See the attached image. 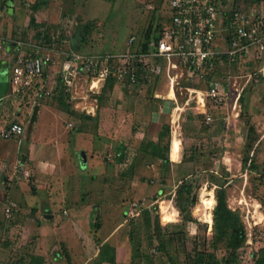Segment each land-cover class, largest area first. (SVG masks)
<instances>
[{
  "label": "rangeland",
  "instance_id": "rangeland-1",
  "mask_svg": "<svg viewBox=\"0 0 264 264\" xmlns=\"http://www.w3.org/2000/svg\"><path fill=\"white\" fill-rule=\"evenodd\" d=\"M34 1L0 0V40L5 48L17 40L46 47L50 40L45 53L60 59L71 52L123 51L131 33L140 34L150 23L153 29L162 28L167 13L164 4L148 0H44L33 9ZM256 5L264 6V0L226 2V8L247 10ZM6 7L7 11L2 10ZM255 68L242 64L233 70V76L239 82ZM54 69L48 72L53 75ZM177 72L172 89L162 70L145 82L113 83L107 91L95 94L88 91V82L80 80L78 95H89L87 104L96 98L95 113L87 119L79 117L83 113L74 103L70 108L61 102V90L48 98L37 97L38 79L16 91L11 87L0 101V127L19 123L24 132L9 141L0 138V178L4 177L7 186V196L0 200V264H30L37 258L41 264L44 259L48 264H67L65 245L59 246L52 238L38 244L39 223L44 222L47 211L53 212L52 220L58 223L76 220L82 237L98 243L108 237L109 243L122 248L119 264H130L131 248L152 257L154 264H172L169 256L184 264L185 254L178 241L168 246V254L155 249L156 241L150 246L143 206L129 205L141 202L160 211L159 203L168 199L164 214L177 213L172 201L176 186L191 173L198 174V201L201 196L208 197L209 191L215 195L216 186L208 181L211 173L229 175L227 203L239 212L247 235L236 264L254 263L255 253L264 248V77L252 75L237 105L233 104L236 92L229 89L226 104L212 108L207 121L193 101L195 93L186 90L203 86L188 80L185 72L181 75L180 69ZM189 98L192 101H187ZM36 104L44 106L43 112L38 123L31 125ZM51 113L57 118L56 126ZM48 120L49 126L56 128L52 137L35 138L34 134L47 133ZM163 125L170 126L172 136L178 135L180 152L185 145L188 150L192 147L193 161L181 162L180 155L175 159L179 162L172 160V138L167 165L138 150L141 141L159 142ZM76 127L79 131L74 132ZM247 143L252 145L248 153ZM82 150L87 156L84 169L79 165L78 152ZM20 155L23 161H19ZM37 160L42 164L37 166ZM4 190L0 182V193ZM9 200L15 201L17 208L6 217L4 207ZM197 204L193 215L200 225L185 223L183 228L187 251L197 245L218 258L225 257L228 251L223 245L213 247L211 224L206 222L209 214L202 219ZM164 214L159 213L160 217ZM179 223L180 218L161 220L166 232L181 230ZM92 253L86 256L91 264L96 259Z\"/></svg>",
  "mask_w": 264,
  "mask_h": 264
},
{
  "label": "built area",
  "instance_id": "built-area-1",
  "mask_svg": "<svg viewBox=\"0 0 264 264\" xmlns=\"http://www.w3.org/2000/svg\"><path fill=\"white\" fill-rule=\"evenodd\" d=\"M148 1L166 6L165 21H161L165 25L160 29L154 28L148 38L144 32L131 33L124 50L117 53L71 52L60 59L45 53L49 46L21 40L7 45L14 52L10 67L13 91L21 86H30L38 79L37 97L48 98L59 88L69 103H74L81 112L93 115L96 98L87 104L89 95H78L80 80L88 82V91L95 94L102 90L108 77L115 78L118 83L135 84L139 72L149 79L162 70L170 78L172 89L180 69L181 75L185 72L188 80H196L203 86L186 90L195 93L193 101L200 107L204 118L210 121V110L226 104L229 89L236 92L233 104L237 105L252 75L264 77L263 5L246 10L226 8L227 0ZM0 49H6L1 40ZM28 51L30 56L26 55ZM242 64L256 68L237 82L233 70ZM53 67L56 69L52 75L48 71ZM187 101L192 100L189 98ZM21 133L23 127L19 123L0 130L3 138ZM129 206L146 208L141 202H133ZM16 208L17 203L9 200L4 207V215L11 216Z\"/></svg>",
  "mask_w": 264,
  "mask_h": 264
},
{
  "label": "trees",
  "instance_id": "trees-1",
  "mask_svg": "<svg viewBox=\"0 0 264 264\" xmlns=\"http://www.w3.org/2000/svg\"><path fill=\"white\" fill-rule=\"evenodd\" d=\"M4 3L11 2L13 0H2ZM44 0H35L32 4V8L36 9L40 4H43ZM9 8H6L7 11ZM4 10V9H3ZM151 23L143 31L145 33V38H148L152 33ZM48 45L52 44V41L48 40ZM10 48V46H7ZM12 50V49H11ZM27 56H30V52L26 53ZM221 73L218 74V76ZM147 81V78L142 76V73L137 74V82ZM113 83H118V81L113 77H108L102 91H107L108 88L112 86ZM60 91L59 88L55 90V95ZM61 102H64L65 105L71 108V105L67 102V96L61 91L60 93ZM241 99V98H240ZM68 113H73L71 110ZM82 119H87L89 117L80 115ZM250 129V128H249ZM79 131L78 127L74 132ZM73 134V133H72ZM159 142H144L141 141L138 150L149 154L151 159H159L163 165H167L169 158V150L172 138L171 146V158L175 160L179 153V139L178 135L171 134L170 126L163 125L161 131L158 134ZM164 141H163V140ZM246 152L248 153L252 145L249 143L246 144ZM247 157L243 160L244 163L247 162ZM184 160H194V150L192 147L189 150L184 146L181 152V162ZM198 174L191 173L186 177L182 178L178 185L176 186L174 196L172 201H174V206L177 209V213H170L169 215L164 214L166 212V203L168 199L163 200L159 203V210H156V206L153 208H143L141 210L142 218L145 224V227L148 229V239L150 246L154 245L156 241L155 249L160 253H167L169 245L174 244L175 241H178L182 244V252L185 254L184 264H236L239 260V255L242 249L246 246V229L244 223L240 217V214L237 210H233L228 206L227 203V186L229 179L227 174L218 175L216 173H211L208 177V181L213 184L215 187V195L211 198L209 204V219L206 222L211 224L212 231V245L214 248H218L221 244L224 246L227 255L223 258H218L214 253L206 250L200 249L195 245L190 251H187L185 247V238L187 234L184 231V224L196 223L200 225L195 216L193 215V208L198 203V189L200 188L198 184ZM2 186L5 188L4 193H0V200H5L7 196V186L4 177L0 178ZM6 191V192H5ZM168 198V197H167ZM159 213L164 214L163 217H160ZM164 218L166 221H176L180 218V223L178 227L181 230L169 231L166 232L165 229L161 226V220ZM169 260L172 264H178L174 259L169 256ZM32 261V259H31ZM30 261V264H41V259H34L35 263ZM115 264L116 263V254L113 246L109 242H104L100 247L93 264ZM130 264H154L152 257L147 254L141 253V251L133 250L131 248ZM253 264H264V248L258 249L255 253V260Z\"/></svg>",
  "mask_w": 264,
  "mask_h": 264
},
{
  "label": "crops",
  "instance_id": "crops-1",
  "mask_svg": "<svg viewBox=\"0 0 264 264\" xmlns=\"http://www.w3.org/2000/svg\"><path fill=\"white\" fill-rule=\"evenodd\" d=\"M6 8H4V10ZM12 9L13 8H10V11H12ZM12 52L13 51L7 47L5 50L0 52V101L4 100L7 97L8 92H9V90H11V87H12V85L10 86V84H11V82H10V67H11V64L13 62V55H14V52L13 53ZM5 56H9V58H7V57L5 58ZM155 96H157V95L155 94ZM67 102H68V99H67ZM69 104L71 106H73V103H69ZM43 107H44L43 105H39L37 115H36V119H35L34 123H30V121H29V123L31 125L38 123L39 116H40L41 112H43L42 111ZM45 112L47 113L48 111H45ZM82 113L84 116L91 117V114H87L85 112H82ZM50 116L52 118L51 122H53L54 126H56L57 118L55 117L54 113H51ZM8 126L0 127V130L5 128V127H8ZM46 129H47V133H43V135H39V134L35 135L34 134V137L37 139H39V137H41V136H45L47 138L52 137L53 130H55L56 128L52 129L51 126H49V120H48V123L46 125ZM38 130H40V129H38ZM23 132H24V129H23ZM17 136L18 135L13 136V137H17ZM13 137H11V138H13ZM0 138L3 140H6V141H9L11 139V138H3L2 136H0ZM12 145L15 146L16 143H12ZM81 153L85 154V161H83L81 159ZM179 153H178V155L181 156L180 150H179ZM78 155L80 157V164H79L80 169H84L87 165L86 153H85V151L82 150V151L78 152ZM1 157H4V155H2ZM23 158L24 157L22 155H20L19 161H23ZM36 158H38V153L36 154ZM178 158H179V156H178ZM33 159L35 160V155L33 156ZM39 160H37L38 164L35 163L37 166L42 164V162ZM178 160H175V162H179ZM161 191H162L161 188L158 189V193ZM49 215H51L50 218H48ZM43 216H44L45 220H44V222L41 221L39 223L40 225L38 227L39 235L41 237L40 239L38 238V241H39L38 244L39 245L42 244L43 241H46V239H50V238L55 239L59 243V246L63 247L65 245L64 247L66 248L67 253H68V257H67L66 261H68V262L73 263V261H74V263L76 262L75 264H82L83 262H84L83 264H88L89 260H88V257H86V256H88V253L93 252L91 254V256H92V258L95 259L97 257V254H98L99 247L104 242H106V241L109 242L108 237L100 240L99 243H98V241H96L97 242L96 243L92 238H89L87 236L82 237L81 236L82 229L78 226V223L76 222V220L71 221L70 223L67 221H62V222L58 223L57 221L52 220L54 218V216H53V212H50V211L49 212L47 211V213H45ZM77 216L79 217V215H77ZM66 227H67V231H66ZM60 243H61V245H60ZM110 245L113 246L115 249V254H116V263L115 264H119L118 255H119V251L122 248L120 246H116V245L111 244V243H110ZM42 256L43 255L41 254V257ZM68 262H67V264H69ZM43 264H48V263H46L45 259L43 260ZM89 264H91V263H89ZM103 264H108V263H103Z\"/></svg>",
  "mask_w": 264,
  "mask_h": 264
},
{
  "label": "bare ground",
  "instance_id": "bare-ground-1",
  "mask_svg": "<svg viewBox=\"0 0 264 264\" xmlns=\"http://www.w3.org/2000/svg\"><path fill=\"white\" fill-rule=\"evenodd\" d=\"M171 95H172V92H170V96ZM213 196L214 195H213L212 191H209L208 197L207 196L206 197L205 196H201L199 198L196 211H197V213H199V215L201 216L202 219L208 218V214H209V204H210V200H211V198Z\"/></svg>",
  "mask_w": 264,
  "mask_h": 264
},
{
  "label": "water",
  "instance_id": "water-1",
  "mask_svg": "<svg viewBox=\"0 0 264 264\" xmlns=\"http://www.w3.org/2000/svg\"><path fill=\"white\" fill-rule=\"evenodd\" d=\"M38 108H39V105L36 104L33 108V111H32V114L30 116V123H34L35 119H36V115H37V111H38ZM81 159L83 161H85V154L84 153H81ZM51 215L48 216V218H50Z\"/></svg>",
  "mask_w": 264,
  "mask_h": 264
}]
</instances>
